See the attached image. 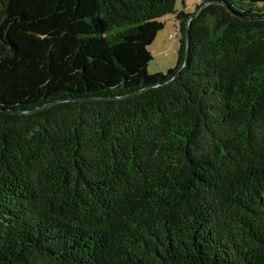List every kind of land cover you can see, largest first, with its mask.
Instances as JSON below:
<instances>
[{
  "label": "trees",
  "instance_id": "1",
  "mask_svg": "<svg viewBox=\"0 0 264 264\" xmlns=\"http://www.w3.org/2000/svg\"><path fill=\"white\" fill-rule=\"evenodd\" d=\"M177 1L0 0V264H264V0H203L170 81Z\"/></svg>",
  "mask_w": 264,
  "mask_h": 264
},
{
  "label": "rangeland",
  "instance_id": "2",
  "mask_svg": "<svg viewBox=\"0 0 264 264\" xmlns=\"http://www.w3.org/2000/svg\"><path fill=\"white\" fill-rule=\"evenodd\" d=\"M203 0H178L176 2V12L168 13L159 18L164 26L154 38L149 46L152 54V60L147 66L149 74L156 72H167L168 69L177 66L180 52V40L183 34L180 30V20L177 19V13L185 11L186 13H195L197 6Z\"/></svg>",
  "mask_w": 264,
  "mask_h": 264
},
{
  "label": "water",
  "instance_id": "3",
  "mask_svg": "<svg viewBox=\"0 0 264 264\" xmlns=\"http://www.w3.org/2000/svg\"><path fill=\"white\" fill-rule=\"evenodd\" d=\"M203 8H204V6H203ZM203 8H202V9H203ZM200 10H201V9H200ZM200 10H199L197 13H195L192 17L189 18V21H188V23H187V29H186V33H187V38H186L187 52H186V54H185V61H184L183 66L178 70L177 74L174 75L170 81L176 80L177 77H178V76L181 74V72L183 71V69L186 67L187 60H188V52H189V49H190V39H189V38H190V32H189V27H188V26H189L190 21L193 19V17H195V16H197V15L199 14ZM260 18H263V19H264V16H261ZM255 19H256V18H255ZM257 19H258V18H257ZM170 81H168V82H170ZM168 82H167V83H168ZM148 88H149V87H147V88H143V89L139 90L138 92H136V93H134V94H138V93H140V92H142L143 90L148 89ZM134 94H131V95H134ZM96 98H98V97H91V98H87V99H88V100H92V99H96ZM57 102H58V101H55V102L50 103V104H48V105H46V106H41V107H39V108L33 110L32 112L39 111V110H41V109H46V108H48V107H51L52 105L56 104ZM5 111H11V110H5ZM12 112H15V113H18V114L26 113V111H15V110L12 111ZM30 112H31V111H30Z\"/></svg>",
  "mask_w": 264,
  "mask_h": 264
}]
</instances>
